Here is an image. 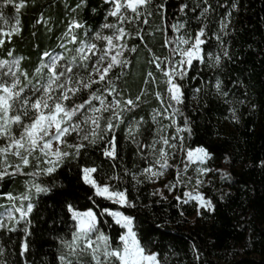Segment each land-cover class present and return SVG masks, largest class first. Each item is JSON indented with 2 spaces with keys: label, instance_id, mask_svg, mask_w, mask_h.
I'll return each instance as SVG.
<instances>
[{
  "label": "snow or ice",
  "instance_id": "1",
  "mask_svg": "<svg viewBox=\"0 0 264 264\" xmlns=\"http://www.w3.org/2000/svg\"><path fill=\"white\" fill-rule=\"evenodd\" d=\"M102 2L105 17L99 27L90 33L77 16H71L59 37L60 51H43L31 73L22 66L24 58L14 55V49L8 48L0 57V181L28 177L24 192L0 193L8 201L7 207L0 206V230L22 233L17 254L23 264H31L29 237L34 234L31 225L37 208L34 198L46 196L54 187V183L38 182V178L54 182L66 165L76 166L78 180L91 193L88 199L92 205L83 209L71 203L62 205L72 223L69 233L56 237L59 264H161L159 254L148 249L135 230V217L127 211L136 207L123 186L127 177L138 185L155 182L174 170L175 178L163 187L169 193L182 189V195L174 199L182 205L196 202L200 215L199 209L211 211L214 207L200 191L211 184L209 174L221 172V179L231 176L209 167V151L187 145L181 133L192 134L184 114L188 99L184 82L193 79L190 70L196 63L219 68L231 59L224 37L229 35L232 12H217L225 6L221 0H215V7L213 0H180L172 17L167 15V0ZM26 3L0 0V21L7 25L6 30L0 27V48L22 32L19 13ZM86 4L87 0H79L70 11ZM8 6L17 13L12 22L3 11ZM228 7L234 10L237 5L233 2ZM157 17L160 23L154 26ZM194 23L198 27L193 28ZM36 24L47 26L48 20L40 16ZM212 24L215 29L210 28ZM129 25L135 31H130ZM155 33L162 36L163 55L153 51L145 39ZM213 38L215 51L211 50ZM131 40L138 43L130 46ZM139 45L148 51L147 63L155 71H146L139 93L132 96L118 82L130 68V56L137 53ZM201 84L206 89L203 81ZM213 87L217 96L228 97L219 77ZM202 90L197 87L194 92ZM149 94L156 101L150 121L136 115L149 104ZM229 112L233 122H239L238 108L230 107ZM178 117H183L182 127ZM129 143L134 146L131 167L125 163ZM90 149L100 154L99 163L90 160ZM137 159L145 166L140 167ZM157 192L166 199L159 189L153 194ZM106 228L115 229L116 235ZM4 253L0 246V257ZM0 264L7 262L0 259Z\"/></svg>",
  "mask_w": 264,
  "mask_h": 264
},
{
  "label": "trees",
  "instance_id": "2",
  "mask_svg": "<svg viewBox=\"0 0 264 264\" xmlns=\"http://www.w3.org/2000/svg\"><path fill=\"white\" fill-rule=\"evenodd\" d=\"M78 2L27 0L19 13L22 32L14 35L10 44L0 48L1 56L8 48L14 49V55L24 58L22 66L31 73L43 51L59 49V37L71 16H77L90 33L96 30L104 22L106 6L102 0H87L82 9L70 11ZM179 2L167 0L169 17L176 12ZM233 2L237 5L234 10L228 7ZM221 4L225 6L217 9L220 15L226 10L232 12L229 35L224 37L231 59L225 60L219 68L196 63L195 68L190 70L193 79L186 78L184 82L188 97L184 114L190 121L192 134L189 137L184 132L183 136L187 145L208 150V166L227 171L231 174L230 179H221V172L210 173L212 182L205 185L201 192L214 207L211 211L201 209L200 215L196 207L191 209L178 204L175 199L153 194L155 191L149 185H134L130 177L123 185L136 205L134 209L127 210L135 217V230L148 249L159 254L161 264H264V0H221ZM213 5L216 6L215 0ZM8 10L17 15L12 7ZM40 16L48 20L47 26L36 24ZM159 23V17L155 18L153 25ZM196 27L198 25L194 23L193 28ZM210 28L215 29L216 25L212 24ZM130 29L135 31L132 27ZM145 39L158 55L164 54L159 33L153 37L145 36ZM137 43L136 40L129 42L130 46ZM211 50H216L214 38ZM130 58L132 64L118 83L121 88L129 90L126 94L135 96L143 84L146 71L155 69L149 67V53L143 45H139L137 53L131 54ZM217 77L229 93L226 98L215 94L213 85ZM201 81L207 85L206 89ZM148 87L151 89L153 86ZM197 87L203 90L195 93ZM147 99L149 104L142 106L136 115L137 118L144 115L150 121L149 113L151 107L156 106V101L150 94ZM225 100L243 103H226ZM230 107L238 108L239 122L230 118ZM227 119L232 127H229ZM179 120L183 124V117ZM121 143L125 144L123 139ZM133 151L134 146L126 144L125 163L128 167L132 166ZM89 153L90 160L100 162L98 152L90 149ZM136 162L140 167L145 166L141 160ZM116 171L123 175L120 169ZM26 179L28 177L18 176L0 181V193L11 191L18 195L24 192ZM39 181L54 183V187L46 196L34 198L37 208L34 209L31 225L34 234L29 237V260L31 264H59L56 237L69 233L72 223L62 205L71 203L81 209L91 206L92 202L88 199L91 193L87 190L88 186L78 180L74 164L64 166L54 182L48 177H39ZM178 195H182V189ZM0 206H8L3 196H0ZM105 230L116 235L115 229ZM21 237L22 233L0 230V246L5 249L0 259L7 264H17L18 261L23 264L17 254Z\"/></svg>",
  "mask_w": 264,
  "mask_h": 264
},
{
  "label": "rangeland",
  "instance_id": "3",
  "mask_svg": "<svg viewBox=\"0 0 264 264\" xmlns=\"http://www.w3.org/2000/svg\"><path fill=\"white\" fill-rule=\"evenodd\" d=\"M8 7H11V6H8ZM8 7L4 8L3 11H4L5 16L10 19V22H12L11 18L14 17V15L11 14V12L8 10ZM0 27L5 28V30L7 29V25H5L3 21H0ZM131 27L135 29V27L133 25H129L128 26L129 30H131L130 29ZM56 51H60V49H58ZM0 57H3V56H1V54H0ZM139 57L142 58L141 55ZM160 87L163 88V85L161 84ZM230 118H231V116H230ZM177 121L180 124V126L182 127L183 124H181L179 117L177 118ZM227 123L229 124V127H230L231 126L230 120L227 119ZM169 131L171 132V129ZM181 135H184V133H181ZM190 171H191V168H190ZM209 176H210V174H209ZM174 178H175V172H174V170H170L163 177L156 180L155 182L144 181L143 183L138 184V185H149L155 192L157 189H159L161 192H163L164 197L169 198V199H174V197L176 195H178V192L181 191V189H174L173 192L169 193L168 190L163 187L164 184L168 183L170 180H173ZM205 185H207V184H205ZM202 188L200 189V191H202ZM156 194L160 195L158 192ZM183 205L189 206L191 209H193L194 207H196L198 209V207L196 206V202H194V201L189 202L188 204H183ZM200 210L201 209H199V211Z\"/></svg>",
  "mask_w": 264,
  "mask_h": 264
}]
</instances>
